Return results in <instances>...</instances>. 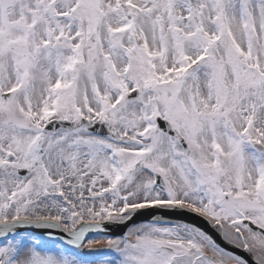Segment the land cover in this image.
<instances>
[{"label": "rangeland", "instance_id": "1", "mask_svg": "<svg viewBox=\"0 0 264 264\" xmlns=\"http://www.w3.org/2000/svg\"><path fill=\"white\" fill-rule=\"evenodd\" d=\"M7 15L35 29L45 53L40 62L36 45L24 50L28 64L9 82L20 93L4 97L0 84L1 221L70 229L155 203L226 223L243 213L248 183L262 190L253 203L264 200V154L252 147L264 144V0H0L2 23ZM131 88L142 94L126 102ZM156 115L187 154L155 130ZM81 116L113 137L42 130ZM18 167L31 171L20 177ZM199 254L154 230L91 257L27 235L0 243V264H200Z\"/></svg>", "mask_w": 264, "mask_h": 264}, {"label": "water", "instance_id": "2", "mask_svg": "<svg viewBox=\"0 0 264 264\" xmlns=\"http://www.w3.org/2000/svg\"><path fill=\"white\" fill-rule=\"evenodd\" d=\"M139 96V92L135 91L127 97V100L137 99ZM155 120L157 130L174 136V132L167 121L160 117H156ZM86 124L87 122L83 119L79 122V125ZM75 127L76 125L73 122L55 120L49 122L45 126V130L55 132L61 128L72 130ZM87 129L89 131L109 135L103 123H95L94 126L88 127ZM179 142L182 144L183 148L187 150L185 142L182 139H180ZM156 183H162V180L158 175H156ZM144 221L180 224L203 234L214 245L221 247L226 251L232 249V245L223 237L221 227L218 223H211L205 217L176 205L172 207L151 205L142 208H135L131 211H124L122 213V218L119 219L104 222H81L71 233L63 230L60 225L54 221L17 219L13 222L0 223V239L16 236L18 234H30L38 237L52 238L71 247H81V245L93 234L113 237L125 236L132 225ZM80 250L82 252H88L86 247H82ZM236 250L242 256L241 259L245 264H260L248 253L247 250L239 248H236Z\"/></svg>", "mask_w": 264, "mask_h": 264}, {"label": "bare ground", "instance_id": "3", "mask_svg": "<svg viewBox=\"0 0 264 264\" xmlns=\"http://www.w3.org/2000/svg\"><path fill=\"white\" fill-rule=\"evenodd\" d=\"M140 175L141 173H139V176ZM119 218H122V216L115 215L113 213L108 214L106 217V219ZM220 225L223 232L229 239H231L238 245L248 244L253 256L261 264H264V241L259 235L246 229L240 230L238 227H236L240 230L242 235V239H237L236 236H234V227H228L223 222H221ZM149 230L156 231L162 239L172 241L175 244L181 245L186 250L191 251L193 249H197L201 253H204L212 257L213 259H219L222 264H241L240 262L229 258L228 255H224L221 252L217 251L206 241H203L199 237L195 236L193 232H191L190 229H188L187 227L170 225L166 223H141L138 225H133L129 228L127 234L123 237H96L94 242H90L87 245L88 249L90 250L89 253L82 252L79 249H74V252L78 253L82 257H91L94 254L96 255L101 251H106L117 245L121 246L124 243L135 244V241L139 238V236ZM0 243H2V241H0ZM20 252L17 253V257L21 255Z\"/></svg>", "mask_w": 264, "mask_h": 264}, {"label": "flooded vegetation", "instance_id": "4", "mask_svg": "<svg viewBox=\"0 0 264 264\" xmlns=\"http://www.w3.org/2000/svg\"><path fill=\"white\" fill-rule=\"evenodd\" d=\"M15 19L11 17V15H7L6 22L2 23L0 20V84L3 86L2 90H6L7 88L14 87L16 88L18 82L16 84H9V82L16 81L17 77H20V73L23 71L21 68V63L23 67L27 66L29 55L24 50L28 49L29 53H32V45H36L38 47L37 55L38 60L40 61L41 54L45 53L44 48L40 42L39 36L35 34L34 30L21 27L20 24L13 22ZM27 33H30L29 36ZM33 33V35H31ZM35 36V37H34ZM53 48V47H52ZM53 51V50H51ZM41 62V61H40ZM26 63V65H24ZM7 69V71H6ZM24 79L26 80V76L24 75ZM15 80V81H14ZM36 84V83H35ZM24 87V86H23ZM22 91L18 90L16 94ZM249 187L246 188V199L240 200L242 206L244 207L243 213H239L237 210L233 209L234 212H237V215L234 218L233 225H235V221L237 220H247L251 225H256L261 228L264 232V200L258 198L256 202L253 203L251 200L254 196V192L258 196L261 195L262 190L251 188V184L248 183ZM237 200L231 198V203L237 205ZM237 229H234V234L238 235ZM203 264V263H202Z\"/></svg>", "mask_w": 264, "mask_h": 264}]
</instances>
